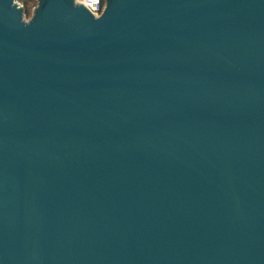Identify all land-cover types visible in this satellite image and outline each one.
Segmentation results:
<instances>
[{
    "label": "water",
    "instance_id": "water-1",
    "mask_svg": "<svg viewBox=\"0 0 264 264\" xmlns=\"http://www.w3.org/2000/svg\"><path fill=\"white\" fill-rule=\"evenodd\" d=\"M0 0V264H264V0Z\"/></svg>",
    "mask_w": 264,
    "mask_h": 264
},
{
    "label": "built area",
    "instance_id": "built-area-1",
    "mask_svg": "<svg viewBox=\"0 0 264 264\" xmlns=\"http://www.w3.org/2000/svg\"><path fill=\"white\" fill-rule=\"evenodd\" d=\"M75 3L81 4L93 16H97L101 9V0H73ZM20 5V4H19Z\"/></svg>",
    "mask_w": 264,
    "mask_h": 264
},
{
    "label": "trees",
    "instance_id": "trees-1",
    "mask_svg": "<svg viewBox=\"0 0 264 264\" xmlns=\"http://www.w3.org/2000/svg\"><path fill=\"white\" fill-rule=\"evenodd\" d=\"M22 8V13L25 18H29L31 15L32 7L35 5L36 0H16ZM101 4L103 5V1L101 0Z\"/></svg>",
    "mask_w": 264,
    "mask_h": 264
},
{
    "label": "rangeland",
    "instance_id": "rangeland-1",
    "mask_svg": "<svg viewBox=\"0 0 264 264\" xmlns=\"http://www.w3.org/2000/svg\"><path fill=\"white\" fill-rule=\"evenodd\" d=\"M16 2H17V1H16ZM17 3H18V2H17ZM18 4H19V3H18ZM23 17H24V15H23ZM24 19H27V18L24 17Z\"/></svg>",
    "mask_w": 264,
    "mask_h": 264
}]
</instances>
